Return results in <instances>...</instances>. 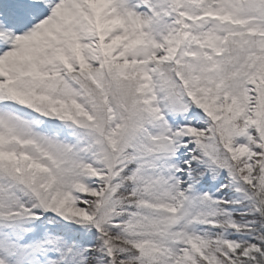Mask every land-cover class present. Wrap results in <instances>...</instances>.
I'll return each mask as SVG.
<instances>
[{
  "label": "snow or ice",
  "instance_id": "snow-or-ice-1",
  "mask_svg": "<svg viewBox=\"0 0 264 264\" xmlns=\"http://www.w3.org/2000/svg\"><path fill=\"white\" fill-rule=\"evenodd\" d=\"M0 264H264V0H0Z\"/></svg>",
  "mask_w": 264,
  "mask_h": 264
}]
</instances>
